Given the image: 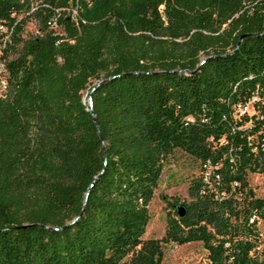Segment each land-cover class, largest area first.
Listing matches in <instances>:
<instances>
[{"label":"trees","instance_id":"obj_1","mask_svg":"<svg viewBox=\"0 0 264 264\" xmlns=\"http://www.w3.org/2000/svg\"><path fill=\"white\" fill-rule=\"evenodd\" d=\"M38 1V32L17 24L6 52L0 264H161V242L192 240L210 264H264V231L246 216L264 220V192L218 200L197 174L168 202L163 234L142 238L174 147L197 160L230 147L224 179L256 169L244 139L256 119L231 129L227 113L264 91V0ZM18 5L0 0V16ZM210 135L224 142L211 148Z\"/></svg>","mask_w":264,"mask_h":264},{"label":"built area","instance_id":"obj_2","mask_svg":"<svg viewBox=\"0 0 264 264\" xmlns=\"http://www.w3.org/2000/svg\"><path fill=\"white\" fill-rule=\"evenodd\" d=\"M17 7H11L7 10L6 16H0V96L8 89V72L6 69V52L8 43L10 42L12 32L17 24H21V20H27L33 17V13L39 5H47L46 2L38 0H29L27 3H22L23 0H18ZM68 9L75 17L76 8ZM58 13L59 8L55 9ZM34 18V17H33ZM45 24L52 28L55 32H61L62 28L57 22L55 15L46 19ZM38 32L37 27L34 34ZM87 101V100H86ZM224 116V115H223ZM231 129L237 127H248L252 124L253 119H256V132L248 133L244 136L245 142L250 146L251 151H256V169L253 170L256 174H264V91L249 95L244 100H237L229 105L227 113ZM225 136L222 135L217 139L209 136L211 148L217 147L224 142ZM228 150L222 151L221 154L214 158L206 157L203 160L198 159L199 170L197 176L199 178V191H207L216 199H230L232 202L240 204L243 202L245 195L251 194L258 196L253 187L247 182L246 170L245 183H242L235 177L224 179L222 168H225L230 173L236 169L238 155H235ZM249 187V188H248ZM249 189L251 192H249ZM247 222L258 225L262 218L256 211L255 207H251L247 211Z\"/></svg>","mask_w":264,"mask_h":264},{"label":"rangeland","instance_id":"obj_3","mask_svg":"<svg viewBox=\"0 0 264 264\" xmlns=\"http://www.w3.org/2000/svg\"><path fill=\"white\" fill-rule=\"evenodd\" d=\"M74 18H77V11ZM36 22L33 17L21 20L20 34L30 36L34 34ZM83 101L87 100V90L82 92ZM199 170L198 160L179 147H174L163 158L162 169L156 187L148 203L149 219L145 225L142 238H159L165 227V211L170 208L168 202L174 198L187 199L186 186L189 178ZM247 182L257 194L264 192V174H256L253 170L246 172ZM264 231V220L258 224ZM161 264H210L206 257V250L201 241L192 240L177 244L173 241L161 242Z\"/></svg>","mask_w":264,"mask_h":264},{"label":"water","instance_id":"obj_4","mask_svg":"<svg viewBox=\"0 0 264 264\" xmlns=\"http://www.w3.org/2000/svg\"><path fill=\"white\" fill-rule=\"evenodd\" d=\"M200 61H202V59L200 60ZM91 89V88H90ZM90 89L87 91V105L88 106H90V95H89V92H90ZM177 209H178V212H179V214H181L183 211V207H182V205H178L177 206Z\"/></svg>","mask_w":264,"mask_h":264}]
</instances>
